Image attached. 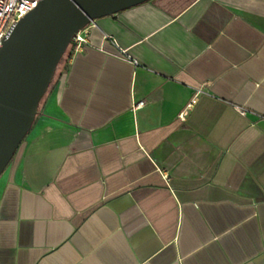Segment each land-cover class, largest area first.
<instances>
[{
    "label": "crops",
    "instance_id": "crops-1",
    "mask_svg": "<svg viewBox=\"0 0 264 264\" xmlns=\"http://www.w3.org/2000/svg\"><path fill=\"white\" fill-rule=\"evenodd\" d=\"M86 33L0 176V264H264V0Z\"/></svg>",
    "mask_w": 264,
    "mask_h": 264
},
{
    "label": "water",
    "instance_id": "water-1",
    "mask_svg": "<svg viewBox=\"0 0 264 264\" xmlns=\"http://www.w3.org/2000/svg\"><path fill=\"white\" fill-rule=\"evenodd\" d=\"M151 0H40L0 47V176L31 131L75 35L97 19Z\"/></svg>",
    "mask_w": 264,
    "mask_h": 264
},
{
    "label": "built area",
    "instance_id": "built-area-1",
    "mask_svg": "<svg viewBox=\"0 0 264 264\" xmlns=\"http://www.w3.org/2000/svg\"><path fill=\"white\" fill-rule=\"evenodd\" d=\"M40 0H0V47L2 45L1 37L6 35L11 28L13 22L18 23L20 18L30 12L36 7ZM87 27L78 32L73 38L70 49L75 52L81 51L86 45L89 44L87 37ZM197 97L190 102L189 105L182 111L179 118L182 121L186 120L187 111L191 108L192 104L195 103ZM146 105L145 101H140L134 106L135 110L141 109ZM240 113L244 114L246 111L242 108H236Z\"/></svg>",
    "mask_w": 264,
    "mask_h": 264
},
{
    "label": "rangeland",
    "instance_id": "rangeland-1",
    "mask_svg": "<svg viewBox=\"0 0 264 264\" xmlns=\"http://www.w3.org/2000/svg\"><path fill=\"white\" fill-rule=\"evenodd\" d=\"M69 50H70V46H69V49H68V51L66 52L65 56L63 57V59H62L60 65L58 66L57 73H56L55 77L57 76V74H58V72H59V69L61 68L63 62L65 61V59H66V57H67V55L69 54ZM54 79H55V78H54Z\"/></svg>",
    "mask_w": 264,
    "mask_h": 264
},
{
    "label": "trees",
    "instance_id": "trees-1",
    "mask_svg": "<svg viewBox=\"0 0 264 264\" xmlns=\"http://www.w3.org/2000/svg\"><path fill=\"white\" fill-rule=\"evenodd\" d=\"M69 55V54H68Z\"/></svg>",
    "mask_w": 264,
    "mask_h": 264
}]
</instances>
